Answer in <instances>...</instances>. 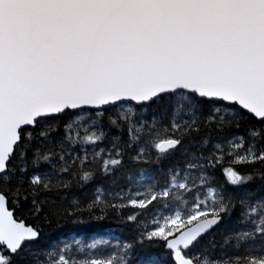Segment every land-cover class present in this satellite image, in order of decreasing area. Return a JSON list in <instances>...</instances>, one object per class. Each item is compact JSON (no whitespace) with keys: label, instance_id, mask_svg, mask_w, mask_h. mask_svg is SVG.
Listing matches in <instances>:
<instances>
[{"label":"snow or ice","instance_id":"6c2138e0","mask_svg":"<svg viewBox=\"0 0 264 264\" xmlns=\"http://www.w3.org/2000/svg\"><path fill=\"white\" fill-rule=\"evenodd\" d=\"M0 264H264V0H0Z\"/></svg>","mask_w":264,"mask_h":264},{"label":"trees","instance_id":"16d2710c","mask_svg":"<svg viewBox=\"0 0 264 264\" xmlns=\"http://www.w3.org/2000/svg\"><path fill=\"white\" fill-rule=\"evenodd\" d=\"M235 218V214H233V219ZM91 224H102L105 228L113 230L114 234L122 239H130V233L126 226L121 225L115 217H109L108 219H105L104 221L96 222L92 221L89 222ZM60 226L57 227V221L53 219V223L49 224L45 227V236L44 239H55L57 233L64 232L69 227H74L73 225L65 222L64 220L59 221ZM80 227H86V226H80ZM235 227V225L232 223L231 220H227L222 222L217 228L213 229L212 234H210L209 237H205V239H212L213 242L219 246L223 242V236L227 235V233L232 230ZM139 251V249L134 250L133 256L135 257L136 252ZM150 251H155L154 249H150ZM226 251H232L231 248L226 249Z\"/></svg>","mask_w":264,"mask_h":264}]
</instances>
